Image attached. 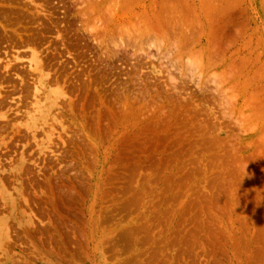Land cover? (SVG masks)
<instances>
[{"label":"rangeland","instance_id":"1","mask_svg":"<svg viewBox=\"0 0 264 264\" xmlns=\"http://www.w3.org/2000/svg\"><path fill=\"white\" fill-rule=\"evenodd\" d=\"M0 264H264V0H0Z\"/></svg>","mask_w":264,"mask_h":264}]
</instances>
